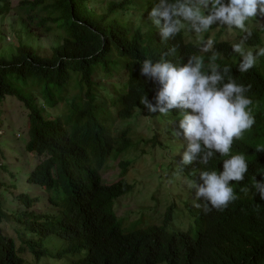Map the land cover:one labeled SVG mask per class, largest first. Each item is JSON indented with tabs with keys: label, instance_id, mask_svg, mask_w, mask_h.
Returning a JSON list of instances; mask_svg holds the SVG:
<instances>
[{
	"label": "trees",
	"instance_id": "1",
	"mask_svg": "<svg viewBox=\"0 0 264 264\" xmlns=\"http://www.w3.org/2000/svg\"><path fill=\"white\" fill-rule=\"evenodd\" d=\"M143 1L146 5L153 0ZM139 2L21 0L12 7L0 0V16L15 29L10 43L0 30V52L14 48L8 56L0 53V108L7 98L21 104L27 115L24 150L40 161L25 172L24 189L20 171L10 174L0 165L8 178L0 180V190L8 192L5 204L17 206V200L24 208L10 210L0 201V264H109L108 255L127 246L110 209L113 190L98 185L96 176L115 144L106 114L112 107L119 123L135 110L149 115L139 103L144 94L150 102L151 94L139 75V63L170 47L175 48L173 56L181 57L176 40L160 42L153 31L134 28L131 17ZM50 34L59 42L48 56L26 43ZM121 69L129 74L124 75L123 95H110L102 82ZM238 83L249 86V96L264 104V68H254ZM120 137L117 151L129 144ZM236 148L249 152L250 171L236 186L240 191L257 175L264 151L257 153L244 142ZM79 174L88 177L91 187ZM30 190L41 194L29 196ZM180 239L187 264H211L224 245L231 264H264V202L252 195L222 213H204L198 239ZM144 262L130 257L123 264Z\"/></svg>",
	"mask_w": 264,
	"mask_h": 264
},
{
	"label": "clouds",
	"instance_id": "2",
	"mask_svg": "<svg viewBox=\"0 0 264 264\" xmlns=\"http://www.w3.org/2000/svg\"><path fill=\"white\" fill-rule=\"evenodd\" d=\"M131 19L135 29L153 31L160 42L176 40L181 57L173 56L175 48L170 47L159 57L145 58L139 63V75L151 89L150 102L144 94L139 103L149 115L135 110L119 123L115 122L118 117L112 107L111 113L106 114L115 144L96 176L98 185L113 190L110 209L121 235L128 240L127 246L117 249L113 257L108 255V260L109 264H123L135 257L143 259V264H187L182 260L180 236L196 241L204 213H222L236 201L252 195L264 202V162L248 186L240 191L236 188L245 182L250 171L249 152L239 151L236 144L244 142L257 153L264 151V104L249 96V86L238 83L254 68H264V0H153L146 5L140 0ZM210 30L213 36L201 38ZM233 30L243 34L238 39H221L224 32ZM203 58L208 61L206 65ZM124 75L129 76L121 69L119 74L107 78L105 88L110 95L117 91L123 95ZM158 113L173 120L178 117L170 132L176 140L183 139L184 150L176 164L179 173L188 178L187 187L194 190L191 209L195 213L194 234L192 227L185 232H168L174 219H184L189 213L175 201L150 213L148 226L130 227L141 216L132 213H139L143 207L129 208V205L151 199L155 186L148 178L138 177L130 163L121 158L131 144L144 139L143 135L134 136L128 122L139 115L152 118ZM122 135L129 144L125 150L117 151ZM150 143L153 148L161 146L157 136ZM112 169L117 171V179L108 182L105 175ZM79 175L84 185L91 187L88 177ZM143 181L153 188L139 195ZM134 186L136 189L128 198L118 200ZM136 230L147 234L131 232ZM229 256L224 245L211 264H231Z\"/></svg>",
	"mask_w": 264,
	"mask_h": 264
},
{
	"label": "rangeland",
	"instance_id": "3",
	"mask_svg": "<svg viewBox=\"0 0 264 264\" xmlns=\"http://www.w3.org/2000/svg\"><path fill=\"white\" fill-rule=\"evenodd\" d=\"M12 7L16 6L21 0H7ZM0 19V30L3 34H6V41L10 38L15 31L12 24L6 21V17L2 16ZM209 32L203 34L201 38L213 36L214 33ZM243 33L239 30H233L231 32L226 31L221 35V39L233 40L239 38ZM21 39H25L22 37ZM196 43L199 41L195 39ZM59 42L56 34H50L44 36L37 40H28L26 43L33 45L38 53L41 55H49L51 48L54 47ZM7 43H10L7 41ZM13 46H7L1 50V54L8 56L13 52ZM255 52L254 49H247ZM204 59L205 65L208 63L207 59ZM259 59V58H258ZM257 59V60H258ZM109 79H105L102 83L105 85ZM0 165H6L8 167L9 173H16L20 171L18 180L22 183L21 189L25 188L23 184L25 177L24 174L26 171H30L38 162V159L34 158L32 154H27L24 150V145L27 140L26 131V114L24 109L21 107V104L10 100L7 98L0 108ZM66 112L64 109H61L62 120H65ZM173 119L169 115L156 114L152 118H144L143 116L133 117L128 123L134 129V134L143 135L144 139L138 141L134 144H131L129 148L122 154L121 158L130 163L131 170L138 177L148 178L155 186V190L152 192L151 199H146L145 201H136L129 205V208L133 207H143L139 209V213L135 211L133 215H141L139 220L133 223L131 228H143L150 224V218L148 215L153 213L156 210H159L160 207H166L173 201L178 205L184 206L189 210L188 215L184 219H174L173 223L168 227L169 233H175L180 231H188L191 227L193 228V234L195 233L194 221L195 213L191 212L193 209V196L194 190L187 187L186 181L188 178H185L178 171L176 162L179 161V153L183 152L184 144L182 137L177 138L176 140L170 129L176 127V122L178 117ZM157 136L161 146L153 148L151 146L152 137ZM182 145V146H181ZM181 147V148H180ZM4 155V157L1 156ZM1 168V167H0ZM5 171L0 169V180L7 182L8 178ZM117 171L112 169L108 171L105 175V178L108 182H112L117 179ZM153 186L148 181H143L142 185L139 188V195H144L149 193L152 190ZM27 189H30V186L27 185ZM25 189V190H27ZM136 186L133 187V190L123 196L118 200H124L130 196ZM23 190V191H25ZM16 193L14 189H11V194ZM8 194V192H7ZM5 190L2 188L0 190V201L2 202L5 208L10 210H23V206H20L17 200V206L13 204L6 203L3 199L7 195ZM32 194L40 195L41 192L36 190H30L29 196ZM117 200V201H118ZM9 201H12V199ZM121 210L118 211L119 215H122ZM159 217L156 218L158 220Z\"/></svg>",
	"mask_w": 264,
	"mask_h": 264
},
{
	"label": "bare ground",
	"instance_id": "4",
	"mask_svg": "<svg viewBox=\"0 0 264 264\" xmlns=\"http://www.w3.org/2000/svg\"><path fill=\"white\" fill-rule=\"evenodd\" d=\"M134 136L137 137V134H135Z\"/></svg>",
	"mask_w": 264,
	"mask_h": 264
}]
</instances>
